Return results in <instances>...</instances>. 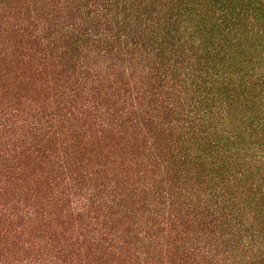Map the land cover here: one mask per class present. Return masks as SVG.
Returning a JSON list of instances; mask_svg holds the SVG:
<instances>
[{
    "label": "trees",
    "instance_id": "obj_1",
    "mask_svg": "<svg viewBox=\"0 0 264 264\" xmlns=\"http://www.w3.org/2000/svg\"><path fill=\"white\" fill-rule=\"evenodd\" d=\"M0 264H264V0H0Z\"/></svg>",
    "mask_w": 264,
    "mask_h": 264
},
{
    "label": "rangeland",
    "instance_id": "obj_2",
    "mask_svg": "<svg viewBox=\"0 0 264 264\" xmlns=\"http://www.w3.org/2000/svg\"><path fill=\"white\" fill-rule=\"evenodd\" d=\"M55 9H59V6H57V5H55ZM19 83V82H18ZM42 95H45V93H43L42 92ZM42 95H41V93H40V91H37L35 94H34V98L35 97H42ZM36 101H38V100H36Z\"/></svg>",
    "mask_w": 264,
    "mask_h": 264
}]
</instances>
